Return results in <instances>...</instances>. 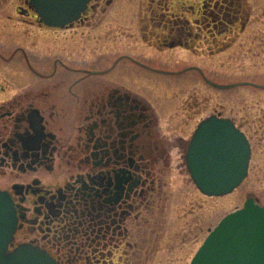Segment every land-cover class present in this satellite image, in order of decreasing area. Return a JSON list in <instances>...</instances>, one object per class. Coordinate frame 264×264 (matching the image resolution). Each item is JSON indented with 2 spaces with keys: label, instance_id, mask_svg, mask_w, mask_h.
Returning <instances> with one entry per match:
<instances>
[{
  "label": "flooded vegetation",
  "instance_id": "1",
  "mask_svg": "<svg viewBox=\"0 0 264 264\" xmlns=\"http://www.w3.org/2000/svg\"><path fill=\"white\" fill-rule=\"evenodd\" d=\"M12 1L0 0V188L17 209L13 246L32 244L57 264L153 261L169 208L172 152L180 155L188 139L171 136L152 104L113 73L122 59L133 58L127 39L139 34L159 49L189 48V16L197 15L196 39L213 38L216 44L221 34L246 30L252 21L249 3L202 0L198 15L185 0L179 1L181 14L167 8L169 0H151L150 14L138 10L131 26L119 17L120 0H90L78 19L52 26L31 0ZM262 42L258 57L249 58H262ZM105 49L117 53V62L103 61L99 53ZM245 83L264 92V83ZM196 96L184 102L183 118L200 109L202 98L210 100ZM251 103L249 112L237 105L246 113L242 120L218 110L210 115L233 120L246 134L250 165L254 139L264 143V101ZM169 119L175 127L182 122Z\"/></svg>",
  "mask_w": 264,
  "mask_h": 264
},
{
  "label": "rangeland",
  "instance_id": "2",
  "mask_svg": "<svg viewBox=\"0 0 264 264\" xmlns=\"http://www.w3.org/2000/svg\"><path fill=\"white\" fill-rule=\"evenodd\" d=\"M4 1L5 4L14 3L12 0ZM179 1L184 2L169 0L167 8L171 12L181 14L183 11ZM201 1L185 0V7L193 5L199 15ZM163 2L160 11H163ZM247 2L251 20L259 22L251 21L246 30L237 35L221 34L216 44L213 38L196 39L197 35L192 37L195 39L189 40V48L176 45L169 49H159L158 46L156 48L144 42L139 34L126 40L127 52L133 58L122 59L113 74L122 78L129 88L142 94L152 104L161 124L165 126L167 132L169 128L171 136L181 134L189 142L198 124L215 110L222 111L224 116H237L242 120L246 113L237 108L240 102L242 108L249 112L253 100L264 101V92L258 93L255 88L250 87L251 83H245V81L264 83V52L260 59L249 58L258 57L260 52L257 54L259 50L257 43L264 42V0ZM150 3L154 2L120 0L117 4L119 17L124 23L136 25L138 10L140 13L144 12V15H149L150 10L147 6ZM12 13L11 7V15ZM196 17L201 18L197 15L189 16L192 19L193 32L199 33L198 23L194 22ZM232 40L235 44L229 47L228 44H224ZM262 46L264 47V43ZM218 47L223 48V52L214 55L211 51ZM112 51L105 49L99 53L107 64L115 63L119 59L117 53ZM213 84L233 86L222 89ZM234 84H238L239 88H235L237 86ZM199 92L209 97L211 101L205 102L202 98L199 103L200 109L192 108L183 118L184 102L190 95L199 99L196 96ZM254 93L256 95L253 96ZM262 106L264 107V104ZM253 113L257 114V109H254ZM170 117L182 120L181 124L177 127L169 124ZM248 130L253 132L250 128ZM188 142L184 146V151H180V155L177 149H173L166 225L162 231L159 251L153 256V261L149 260L147 264H191L210 231L215 229L225 216L243 207L250 197H254L257 203L264 206V143L260 138L254 139L253 142V158L247 178L234 192L217 197L204 195L193 182L185 161Z\"/></svg>",
  "mask_w": 264,
  "mask_h": 264
},
{
  "label": "water",
  "instance_id": "3",
  "mask_svg": "<svg viewBox=\"0 0 264 264\" xmlns=\"http://www.w3.org/2000/svg\"><path fill=\"white\" fill-rule=\"evenodd\" d=\"M90 0H31L43 20L63 26L78 19ZM251 144L233 120L216 115L196 129L187 153L190 175L208 196L230 194L249 172ZM19 226L11 195L0 188V264H57L29 243L10 249ZM191 264H264V206L249 198L210 232Z\"/></svg>",
  "mask_w": 264,
  "mask_h": 264
},
{
  "label": "trees",
  "instance_id": "4",
  "mask_svg": "<svg viewBox=\"0 0 264 264\" xmlns=\"http://www.w3.org/2000/svg\"><path fill=\"white\" fill-rule=\"evenodd\" d=\"M190 35H191V39H195V38H192V37H195L196 35H197V37L199 36L198 33L193 32V26L190 29ZM189 45L190 44H188L187 46L190 47Z\"/></svg>",
  "mask_w": 264,
  "mask_h": 264
}]
</instances>
